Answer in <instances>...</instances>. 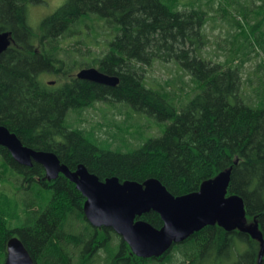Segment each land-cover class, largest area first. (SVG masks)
Returning a JSON list of instances; mask_svg holds the SVG:
<instances>
[{
  "label": "trees",
  "instance_id": "16d2710c",
  "mask_svg": "<svg viewBox=\"0 0 264 264\" xmlns=\"http://www.w3.org/2000/svg\"><path fill=\"white\" fill-rule=\"evenodd\" d=\"M33 1L0 0V33H8L9 40L0 53V125L24 145L55 153L69 170L82 163L100 180L156 178L175 196L198 191L202 183L229 171L226 195L242 198L246 221L256 224L264 241V102L252 103L239 95L243 59L232 66L233 47L222 64L202 57L206 14L200 1L179 9L178 0H66L40 21L38 31L27 22V3ZM258 7L264 9V1ZM91 14L108 17L116 26L108 50L89 63L71 57L63 61L61 39L79 34L81 23L88 28ZM226 19L241 28L239 22ZM156 58H175L191 77L194 95L179 108L164 85L145 83L143 65ZM74 64L96 67L118 77V83L112 87L79 79L69 71ZM46 71L64 80L46 83ZM98 101L125 103L171 122L160 136L139 138L137 146L126 140L122 147H112L109 139L98 140L93 130L66 121L70 110L78 114ZM3 182L13 183L15 192L29 189L31 183L50 192L31 224L9 227L0 207L3 262L6 243L14 235L34 264H215L232 257L229 264L258 261V239L218 224L204 226L159 257H138L111 228L87 221L84 197L73 182L63 174L48 179L40 164L21 165L0 146ZM11 205L5 215L17 217L18 205ZM136 218L155 228L163 224L152 210ZM175 252L180 257H173Z\"/></svg>",
  "mask_w": 264,
  "mask_h": 264
},
{
  "label": "rangeland",
  "instance_id": "374dc122",
  "mask_svg": "<svg viewBox=\"0 0 264 264\" xmlns=\"http://www.w3.org/2000/svg\"><path fill=\"white\" fill-rule=\"evenodd\" d=\"M198 1L206 14L203 25L206 43L201 48L202 57L212 63L222 64L229 48L233 47L235 49L233 55L236 56L232 66L243 59L239 72L241 76L239 95L252 103L264 102V9L257 8L263 4L264 0H178L179 9H187L192 3H198ZM65 2L66 0L28 2V24L34 31H38L40 21ZM88 17L90 18L88 28L81 23L78 27L79 34L61 39V46L64 50L61 54L63 61H70L71 57V61L75 59V62H92L108 50L109 42L116 35V26L110 25L107 21L108 17L105 16L91 14ZM226 17L242 24L241 28L233 27ZM232 40L233 45L230 42ZM34 44L37 45L38 42L35 41ZM260 64L263 66L261 67ZM79 68L74 64L69 71L75 75ZM143 68L145 83L156 88L164 85L167 91L173 93L176 108L193 97L191 77L175 58L168 60L156 58L149 65H143ZM42 78L44 82L54 81V84H59L64 80L62 77L53 75L51 71H46ZM67 120L79 127L93 130L98 140L109 139L112 147L121 146L126 140L137 146L148 138L160 136L171 122L170 119L158 120L147 113L135 111L125 103L112 101L95 102L78 114L70 110L66 115ZM139 138H142V141L138 140ZM30 186L29 189L15 192L16 188L13 183H0L2 218L9 227L31 224L48 200L50 192L46 188L35 183H31ZM13 203L18 205L15 210L17 217L5 215V211H8ZM241 225L244 228H253V224L245 218L242 219ZM238 248L239 251L242 250L241 243L238 244ZM173 257L177 258L180 255L175 252ZM231 260H234V257ZM231 260L222 259L219 263L215 261V264H229ZM3 263L0 253V264Z\"/></svg>",
  "mask_w": 264,
  "mask_h": 264
},
{
  "label": "water",
  "instance_id": "95a60500",
  "mask_svg": "<svg viewBox=\"0 0 264 264\" xmlns=\"http://www.w3.org/2000/svg\"><path fill=\"white\" fill-rule=\"evenodd\" d=\"M8 44V33H0V53ZM75 76L112 87L118 83V77L96 67L80 68ZM48 83L54 84V81ZM0 146L21 165L40 164L49 179L61 173L73 182L85 198L83 213L87 221L94 227L111 228L138 257H159L174 243L184 241L204 226L218 224L227 230L237 228L258 239L260 252L256 264L261 263L264 251L261 233L256 224L251 229L242 227L245 218L243 200L237 195H226L229 171L202 183L198 191L175 196L156 178L138 182L120 181L112 176L100 180L82 163L75 170H69L55 153L24 145L4 125H0ZM151 210L160 215L163 222L160 228L136 218ZM4 264H34L17 235L11 236L6 243Z\"/></svg>",
  "mask_w": 264,
  "mask_h": 264
},
{
  "label": "flooded vegetation",
  "instance_id": "af4514ba",
  "mask_svg": "<svg viewBox=\"0 0 264 264\" xmlns=\"http://www.w3.org/2000/svg\"><path fill=\"white\" fill-rule=\"evenodd\" d=\"M35 51H36V50H35ZM59 174H61V173H59ZM59 174H58V175H59ZM48 179H49V178H48ZM50 179H53V178H50ZM84 200H85V198H84Z\"/></svg>",
  "mask_w": 264,
  "mask_h": 264
}]
</instances>
